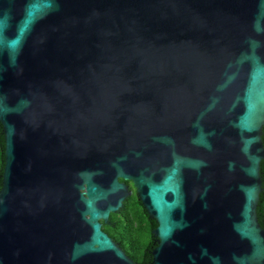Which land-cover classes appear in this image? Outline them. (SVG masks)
Here are the masks:
<instances>
[{
	"label": "water",
	"instance_id": "water-1",
	"mask_svg": "<svg viewBox=\"0 0 264 264\" xmlns=\"http://www.w3.org/2000/svg\"><path fill=\"white\" fill-rule=\"evenodd\" d=\"M0 264H264V0H0Z\"/></svg>",
	"mask_w": 264,
	"mask_h": 264
},
{
	"label": "trees",
	"instance_id": "trees-1",
	"mask_svg": "<svg viewBox=\"0 0 264 264\" xmlns=\"http://www.w3.org/2000/svg\"><path fill=\"white\" fill-rule=\"evenodd\" d=\"M262 144L264 147V124L262 127ZM4 163V134L0 124V187L1 174ZM260 176L262 180V191L259 194L256 213L258 222L264 228V158L260 161ZM114 220L113 225L104 224L103 228L118 240L126 254L138 264H152L151 250L154 247V238L151 236V229L156 226V222L149 219L144 210L141 209L140 203H136V199L130 200V204H126L122 213H112ZM142 234H146L144 239Z\"/></svg>",
	"mask_w": 264,
	"mask_h": 264
},
{
	"label": "flooded vegetation",
	"instance_id": "flooded-vegetation-1",
	"mask_svg": "<svg viewBox=\"0 0 264 264\" xmlns=\"http://www.w3.org/2000/svg\"><path fill=\"white\" fill-rule=\"evenodd\" d=\"M125 184L128 186V190H131L132 192H131L130 195H128V196L122 201V206L120 207V211H119L118 213H122V212H123V209L125 208V205H126V204H130V200H131V199H132V202H133V198H135V199H136V203H137V204L140 203L141 209L144 210V212L147 214V218L149 219V224H150L152 218L149 217L148 213H147L146 210L143 208L142 203L138 200V198H137V196H136V193H135V189H134L132 183H131L130 181H125ZM113 223H114V220H113L112 213H111V214L109 215V219H108V221H107L106 223H103V222H102L101 228H102V230H103L104 232H106V233L111 237V239H112V240H113L118 246L121 247V245L119 244L118 240H115V239L113 238V236L110 235V234H109V233L103 228V225H104V224H108V226H111V225H113ZM153 243L155 244V240L153 241ZM121 248H122V247H121ZM122 249H123V248H122ZM123 251L125 252L124 249H123ZM125 253H126V252H125Z\"/></svg>",
	"mask_w": 264,
	"mask_h": 264
},
{
	"label": "rangeland",
	"instance_id": "rangeland-1",
	"mask_svg": "<svg viewBox=\"0 0 264 264\" xmlns=\"http://www.w3.org/2000/svg\"><path fill=\"white\" fill-rule=\"evenodd\" d=\"M150 233H151V232H150ZM145 235H146V234H142V235H141V238L144 239V236H145Z\"/></svg>",
	"mask_w": 264,
	"mask_h": 264
}]
</instances>
